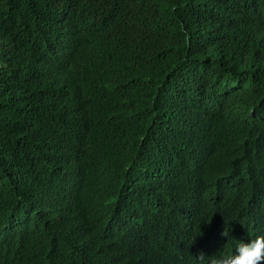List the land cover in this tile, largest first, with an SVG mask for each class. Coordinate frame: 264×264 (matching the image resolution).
Instances as JSON below:
<instances>
[{
  "label": "trees",
  "instance_id": "16d2710c",
  "mask_svg": "<svg viewBox=\"0 0 264 264\" xmlns=\"http://www.w3.org/2000/svg\"><path fill=\"white\" fill-rule=\"evenodd\" d=\"M258 234L264 0H0V264Z\"/></svg>",
  "mask_w": 264,
  "mask_h": 264
},
{
  "label": "clouds",
  "instance_id": "9594fccd",
  "mask_svg": "<svg viewBox=\"0 0 264 264\" xmlns=\"http://www.w3.org/2000/svg\"><path fill=\"white\" fill-rule=\"evenodd\" d=\"M70 161L77 164L75 157H72ZM107 249L113 255L108 264H141V261L143 264H164L160 244L155 239L149 241L142 254L141 261L132 255L119 235L117 244L112 243L110 247L104 250L103 259H105ZM196 261L197 264H264V234L255 235L246 242L243 239H233L230 254L205 257L201 253Z\"/></svg>",
  "mask_w": 264,
  "mask_h": 264
},
{
  "label": "water",
  "instance_id": "95a60500",
  "mask_svg": "<svg viewBox=\"0 0 264 264\" xmlns=\"http://www.w3.org/2000/svg\"><path fill=\"white\" fill-rule=\"evenodd\" d=\"M212 243L221 244L222 240L219 238H212ZM223 254H226V253H220V255H223Z\"/></svg>",
  "mask_w": 264,
  "mask_h": 264
},
{
  "label": "bare ground",
  "instance_id": "6f19581e",
  "mask_svg": "<svg viewBox=\"0 0 264 264\" xmlns=\"http://www.w3.org/2000/svg\"><path fill=\"white\" fill-rule=\"evenodd\" d=\"M118 106V105H117ZM54 158H55V156H54Z\"/></svg>",
  "mask_w": 264,
  "mask_h": 264
}]
</instances>
